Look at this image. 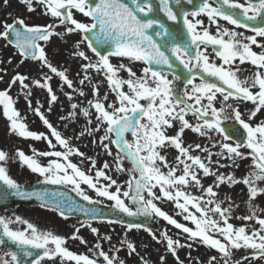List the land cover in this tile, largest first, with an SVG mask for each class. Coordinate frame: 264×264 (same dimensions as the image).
<instances>
[{
  "label": "snow or ice",
  "instance_id": "1",
  "mask_svg": "<svg viewBox=\"0 0 264 264\" xmlns=\"http://www.w3.org/2000/svg\"><path fill=\"white\" fill-rule=\"evenodd\" d=\"M19 2L29 14L43 17L45 22L28 23L20 16L13 17L11 23L5 20L0 22V40L6 42L5 47L16 50L20 64L36 62V78L16 71L8 87L0 90V106L10 134L46 142L50 150L33 149L31 156L17 150L12 157L0 149V185L3 186L0 200L9 195L22 199L35 197L41 201L40 207L57 212L65 220L70 219V213L79 211L89 221L120 224L127 231L143 229L153 241L164 244L176 264H185L178 250L192 249L194 245L217 253L208 258L207 264H264V209L256 204L257 197L264 196V120L253 123L258 114L264 113V0L258 3L203 0L196 11L183 13L187 37L181 30L165 27L155 15L157 9L150 0H133L135 7L124 0ZM175 3L180 5L181 0ZM187 3L192 4L193 0ZM159 4L168 20H178L171 0H159ZM10 6V0H2L0 4L3 8ZM76 13L89 18L88 22L78 20ZM201 14L207 16L209 26L215 25V34L204 27L203 20L195 19ZM8 16L12 17V13ZM221 20L254 34L245 36L222 27ZM257 20L259 24L249 23ZM156 28L161 31H155ZM149 30L160 37V42ZM73 36L79 39L73 40ZM55 39L63 42L69 57L79 61L75 77L69 74L68 67L53 63L62 54V50L52 48ZM253 46L260 51H255ZM213 54L221 63L213 62ZM113 57L120 58V62L113 64ZM124 60L129 63L125 64ZM176 61L186 74H177ZM11 63V59L0 60V65ZM135 63L143 66L139 75L129 66ZM165 68L171 71H164ZM122 72L126 75L122 76ZM6 73L7 68L0 67V81ZM54 77L62 82L57 86L69 102L68 114L60 119L78 122L81 116L84 118L85 127L76 138L92 137L94 145L113 157L116 172H131L126 187L106 171L112 165L105 161L97 168L96 160L73 147L70 138L48 119L45 113H51L52 106L60 100L52 86ZM14 85L22 89L25 102L49 130L47 134L29 129L26 117L16 107L17 99L9 94ZM33 85L46 91V109L43 104L33 103ZM101 85H106L103 92ZM77 97L83 100L76 102ZM247 102L253 107L247 109L245 118L240 106ZM187 131L208 143L187 142L184 138ZM58 145L62 151L57 150ZM213 148L218 151H212ZM170 149L174 152L171 159ZM72 156L80 157L81 163L88 161L94 175L72 162ZM41 157L51 159L43 165L39 161ZM12 159H18L22 166L42 177V183L70 187L89 204L111 202L109 206L116 210L117 216L124 213L128 217L160 218L186 234V242L173 238L167 231L158 236L140 223L104 219L101 211L79 206L65 193L25 191L9 174L7 163ZM126 160L131 164L130 169L125 167ZM245 160L250 161L249 171L237 177L235 169ZM205 178H211L212 183L206 185ZM241 184L246 188L247 198L243 203L247 211L234 215L240 204L229 193L221 192V186L232 189ZM89 191L95 193L96 199ZM158 201L173 204L178 210L176 215L194 227L179 222ZM232 219L242 223L236 226L230 222ZM245 222L253 223L249 226ZM78 223L79 226H73V233L65 237L41 231L20 216H0L3 247L0 264H126L117 255L124 247L128 256L135 254L142 264H149L130 240L123 239L121 247L111 245V251H105L101 241L111 244L112 236L102 235L91 222ZM12 224L26 228L14 229ZM81 228L89 229L96 238L88 249L90 254L75 253L66 246L69 239L88 244L80 235ZM239 250H252V253L245 252L233 259ZM188 260L192 264L190 252ZM159 264H166L165 256H160Z\"/></svg>",
  "mask_w": 264,
  "mask_h": 264
},
{
  "label": "rangeland",
  "instance_id": "2",
  "mask_svg": "<svg viewBox=\"0 0 264 264\" xmlns=\"http://www.w3.org/2000/svg\"><path fill=\"white\" fill-rule=\"evenodd\" d=\"M0 4H2V0H0ZM10 7L9 8H3L0 7V22H3L7 20L9 23L12 22L13 17L20 16L21 18H24L28 23H44L45 18L38 17L34 14H29L25 10V6H23L19 0H10ZM12 13V17L8 16V13ZM76 18L78 20L88 22V19L86 17H83L81 14L76 13ZM207 19V18H205ZM2 30V28H0ZM73 40L79 39L78 36H73ZM261 39V38H260ZM5 41L0 40V60H8L11 59V64H4L0 65V67H6L7 73L4 75V80L0 81V90H3L8 87V81L13 77L16 71H19L22 74H28L31 79L36 78V62L32 61H24L23 64H20L19 61L21 60V57L16 52L15 49H13L10 46L5 47ZM52 48L62 50V54L59 56H56L53 59V63L59 66H64L69 68V74L75 77L76 71L79 70V61L76 59H73L69 57L67 48L63 44L62 41L59 39H55L52 42ZM257 51H260V49L256 48ZM88 54L91 56V52L89 51ZM112 63L118 64L120 62V58L113 57ZM125 64H128L129 62L127 60L123 61ZM134 71H137V74H140V69L143 67L140 63L130 64ZM243 67L251 68L250 65H244ZM122 76L126 75L125 73H121ZM198 82V81H197ZM58 78H53L52 86L54 90L57 92V94L60 97V100L57 102V104L53 105V111L51 113H45L50 120V122L59 130L62 132V134L66 137H69L71 140V144L73 147L79 148L81 152H84L87 156L93 157L96 160V167L100 168L102 164L107 161L110 165H112L111 170H106L109 175H112L114 179L118 181L119 184L124 185L126 187L125 182L130 179V176L132 175L131 172H116L115 171V165L113 163V157L106 155L103 150L94 145L92 143V137H89L87 135L80 137L79 139L76 138V135L79 133V131L83 130L85 127V121L84 118L81 116L79 118L78 122H70V121H63L60 119L61 115H67L69 111V102L67 101L66 97L59 91L58 84H60ZM106 89V85H101V92H103ZM88 91V89H85ZM32 100L34 104H43L44 108L46 109L48 107L47 103V94L45 90L36 88L35 85L32 86ZM14 98L17 99L16 107L21 112L22 117H26L25 123L28 124L29 129L37 132H45L48 133V129L42 124L40 119L32 112V110L28 107L27 103L25 102L23 98L22 89L18 85H14L11 88V91L9 93ZM89 98H91V95H89ZM83 98L77 97L76 102L82 101ZM82 106H86L82 105ZM217 107H219V104H217ZM253 105L251 102H247L245 104H242L240 106V110L245 113V118H247V109H251ZM260 120H264V113L258 114L256 120L253 121V123H257ZM65 125H67L65 127ZM90 127V126H89ZM100 134H97V136ZM185 140L189 143L194 142H201L204 144H207L208 141L206 139L199 138L195 136V134L191 133L190 131H187L185 133ZM55 143V141L53 140ZM0 149L8 152L9 156L14 157L17 150H22L27 155H33V149H36L38 151H47L50 150L46 142L43 141H33L30 139H24L17 135H12L8 131V122L2 115V106H0ZM57 150H63L59 145L57 146ZM212 151H218L217 148H213ZM113 152L115 153V147L113 146ZM170 155L169 159H171L172 155L174 154L173 150H169ZM49 159L51 158H39V161L41 164L46 165L49 162ZM72 162L77 163L82 169H84L86 172H91L89 169V162L85 161L84 163H81V158L77 156H72L70 158ZM215 160L216 157H213ZM223 163H227L226 161H222ZM249 163L250 161L245 160L241 162V166L239 169H235V174L237 177H242L247 174L249 171ZM126 168H131L130 162L127 160L124 162ZM9 174L17 180L18 183H20L22 186L27 184H32L36 182H42L43 178L40 177L36 173H32L29 169H27L26 166H22L18 159H12L9 160L7 163ZM222 172H230L232 169H221ZM91 174L94 175V172H91ZM206 185L212 183L211 178H205L203 181ZM70 188V187H69ZM194 194H199L198 191L192 190ZM221 192H227L229 193L233 199L236 201V203L240 204V208L236 209L234 215H243L247 211L243 201L247 198L246 197V188L244 185H236L234 188L229 189L227 187L221 186ZM89 194L93 196L94 199L95 193L89 191ZM110 205L111 202L105 201L103 204ZM126 203L129 204L130 207H135L131 204L130 201H126ZM159 206L162 207L163 210L168 212L170 215H173L179 222L185 223L189 227H194V225L191 224L189 221H184L181 216L176 215V212L178 210L174 209V205L170 202L165 201H158L157 202ZM256 204L258 208L264 209V196L257 197ZM1 216L13 218L14 216H20L32 224H34L38 229L41 231H52L54 234H59L62 236H69L73 233L74 228L73 226H79L78 222H81V220L77 219H63L60 215H57V213L45 211L40 208H35L34 206L31 208L27 207H12L11 210L3 212ZM155 221H157V228L154 231L158 236L163 233L164 231H167L170 236L176 239H181V242L185 241L186 234L181 233L180 230L176 229L174 226L169 225L166 221L160 219V218H154ZM236 226H240L242 223L239 220L232 219L230 221ZM93 226L98 227L100 229V232L102 235H110L112 236V242L109 244L107 241H101L102 246L105 251H111V245H115L116 247H121L120 241L123 239H128L131 242L135 243L137 246V251L139 252L140 256H142L145 260L149 261V264H159V258L161 255L166 257V264H176L175 258L166 252L164 244L156 243L152 240L151 236L144 232L143 230H131L127 231L125 227H122L118 224L109 225L107 223H100V222H91ZM248 223L249 226L252 225L253 222H245ZM14 229L16 228H26V225H20V224H12L10 225ZM126 233V235H125ZM179 233V235H178ZM80 235L83 236L85 240L88 241L87 245H81L76 240L69 239L67 242V247L75 252V253H84V254H90L88 252V249L92 247V245L96 242V238L94 235L90 232L87 228H81ZM147 245V247H145ZM3 247L0 246V254H2ZM127 248L124 247L121 249L117 255L120 259L124 260L126 264H142L140 258L133 254L132 256L127 255ZM189 252L191 253V261L192 264H195L197 261H203L205 264H207V260L211 255H217V253L214 250L207 249L204 246H196L194 245L192 249L184 248L178 250V255L181 260L185 261V264H190L188 260ZM244 255V250H239L234 253L233 259L240 258ZM102 259V258H101ZM71 264V262H70Z\"/></svg>",
  "mask_w": 264,
  "mask_h": 264
},
{
  "label": "water",
  "instance_id": "3",
  "mask_svg": "<svg viewBox=\"0 0 264 264\" xmlns=\"http://www.w3.org/2000/svg\"><path fill=\"white\" fill-rule=\"evenodd\" d=\"M125 3H128L129 6L131 7H135V5L133 3H131V0H124ZM143 2V0H142ZM182 5H177L176 3H174L171 0V4L173 6V10L176 11L178 13L177 10L181 9V10H186V9H197V3H195V0H193L192 4H188L187 0H181ZM155 6L157 8V12L155 13V15L157 16V18L164 23L165 27L169 28L170 30H177L179 29L178 26H176L177 24L180 26V28H185V26L183 25V15H180L178 21H170L167 19L166 14L161 10V5L159 4V0H154ZM142 15V14H141ZM151 34L154 35V31L153 30H149ZM155 31H161L159 28H156ZM154 38L157 39L158 42H160V39H158V37H156L154 35ZM174 68L176 69L177 74H186L185 70H183L182 66L179 65V62L176 61L174 64ZM164 71H171L167 68L164 69ZM183 79V76H182ZM231 126V124L229 125ZM0 187H3L2 185H0ZM25 191H28L30 193L32 192H36V193H44L47 192L49 194L52 193H65L67 197H70L72 201H74L77 205L79 206H83L84 208H96L97 210L101 211L103 214V218L104 219H122L125 221V224L130 223V222H135V223H140L143 224L146 228L152 229V221H150V218L148 217H141V216H137V217H128L126 214L124 213H119V215L117 216L116 214V210H114L111 207H105L102 205H92L89 204L87 201H84L82 198L78 197L76 194H74L71 190L66 189L62 186H58V185H49V184H39V185H33L32 186H27L24 187ZM13 204H17V205H39L41 204V201L37 200L35 197H33L32 199H22L20 197H15V196H11L9 195L6 199L0 200V211L2 209H7L10 208L11 206H13ZM70 217H77V218H81L85 221H89L88 217H86L83 212H73L70 213ZM246 252L251 255L252 251L251 250H246Z\"/></svg>",
  "mask_w": 264,
  "mask_h": 264
},
{
  "label": "flooded vegetation",
  "instance_id": "4",
  "mask_svg": "<svg viewBox=\"0 0 264 264\" xmlns=\"http://www.w3.org/2000/svg\"><path fill=\"white\" fill-rule=\"evenodd\" d=\"M239 2H240V3H247V2H245V0H239ZM254 2H259V0H254ZM214 6H215V4H214ZM237 11H238V10H237ZM206 17H207V16H206ZM189 19H194V18H193V17H189ZM195 19L203 20V22H204V27H208V28H209V31H210L211 33H213V34L216 33V27H215V25H211V26H209V20H208V18L205 19L204 16L201 14V16L196 17ZM219 23H220V25H221L222 27H227V28H229L230 30H235V31H237V32H242L245 36L253 35V34H254V33L250 32V31H248V30H246V29H237V28H235V26H233V25H226V26H225V21H222V20H221ZM198 30H202V29H198ZM259 39H260V38H258V40H259ZM253 47H254V50L257 51L256 47H255V46H253ZM208 51H209V53H211V52H212V49L209 48ZM257 52H259V51H257ZM212 59H213V62H215V63H217V64L221 63V61H220L218 58H215L214 54H213V56H212Z\"/></svg>",
  "mask_w": 264,
  "mask_h": 264
}]
</instances>
